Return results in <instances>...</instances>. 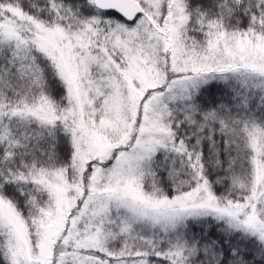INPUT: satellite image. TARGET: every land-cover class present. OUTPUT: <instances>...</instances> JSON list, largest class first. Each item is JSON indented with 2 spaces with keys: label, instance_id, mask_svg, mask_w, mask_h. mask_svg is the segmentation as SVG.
<instances>
[{
  "label": "snow or ice",
  "instance_id": "obj_1",
  "mask_svg": "<svg viewBox=\"0 0 264 264\" xmlns=\"http://www.w3.org/2000/svg\"><path fill=\"white\" fill-rule=\"evenodd\" d=\"M0 264H264V0H0Z\"/></svg>",
  "mask_w": 264,
  "mask_h": 264
}]
</instances>
